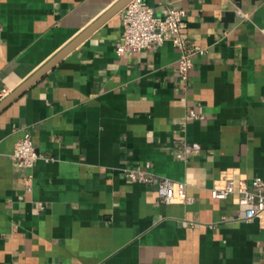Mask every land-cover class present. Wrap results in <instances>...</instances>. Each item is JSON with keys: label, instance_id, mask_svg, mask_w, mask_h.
Segmentation results:
<instances>
[{"label": "crops", "instance_id": "0c3cea01", "mask_svg": "<svg viewBox=\"0 0 264 264\" xmlns=\"http://www.w3.org/2000/svg\"><path fill=\"white\" fill-rule=\"evenodd\" d=\"M118 1L0 0V102ZM143 1L186 11L202 51L187 81L169 42L116 54L122 10L2 109L0 264H264V213L246 222L235 195L211 196L264 180V0ZM189 111L203 119L183 126ZM25 134L26 174L11 157ZM182 140L199 153L178 158ZM146 164L152 183L124 176ZM159 178L191 201L162 203Z\"/></svg>", "mask_w": 264, "mask_h": 264}, {"label": "built area", "instance_id": "2783aa9c", "mask_svg": "<svg viewBox=\"0 0 264 264\" xmlns=\"http://www.w3.org/2000/svg\"><path fill=\"white\" fill-rule=\"evenodd\" d=\"M186 16L184 9L177 8L169 9L163 16H156L152 8L147 6L143 0H131L123 9L122 40L115 47L116 54L118 56L133 54L149 48H158L169 42L179 50L178 76L182 82H186L193 66L192 57L194 53H202L201 50H189L187 42L183 38ZM187 119L200 120L203 119V116L194 111H189L183 119V126ZM199 151L200 146L198 144L187 143L182 140L176 156L184 159L198 154ZM11 157L14 167L19 172L26 174L28 170L33 168L39 156L29 135L25 134L15 143ZM45 160L48 161V159ZM149 168L150 165L146 164L145 169L125 170L124 176L140 183H152L153 180L146 176ZM24 180L25 187L29 190L31 178L26 176ZM156 185L157 198L164 204L175 201L182 203L191 201L186 193V183L159 178ZM232 195H235L238 204L245 208L244 221L251 222L264 213V180L261 178L253 179L250 186L243 180L237 182L230 180L224 186L211 190V196L214 199H225Z\"/></svg>", "mask_w": 264, "mask_h": 264}, {"label": "water", "instance_id": "95a60500", "mask_svg": "<svg viewBox=\"0 0 264 264\" xmlns=\"http://www.w3.org/2000/svg\"><path fill=\"white\" fill-rule=\"evenodd\" d=\"M131 0H119L110 10H108L105 15L98 20L95 24L90 26L83 33L74 38L70 43H68L62 50H60L55 56H53L46 64H44L36 73H34L30 78H28L24 83H22L16 90L11 92L7 97H5L0 102V111L6 106L11 104L15 99H17L22 93H24L30 86L36 83L39 79L43 77L49 70H51L55 65H57L66 55H68L72 50H74L80 43H82L92 31L100 25L102 22L107 20L110 16L122 11L124 7Z\"/></svg>", "mask_w": 264, "mask_h": 264}]
</instances>
